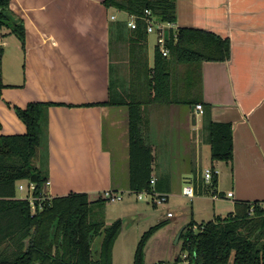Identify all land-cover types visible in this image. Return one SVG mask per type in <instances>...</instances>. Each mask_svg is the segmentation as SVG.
Segmentation results:
<instances>
[{
  "label": "crops",
  "instance_id": "crops-1",
  "mask_svg": "<svg viewBox=\"0 0 264 264\" xmlns=\"http://www.w3.org/2000/svg\"><path fill=\"white\" fill-rule=\"evenodd\" d=\"M11 9L21 17L26 38L24 46L21 42L22 80L0 79L5 85L0 95V135L26 134L27 126L16 108L51 103L46 188L50 197L82 193L95 201L107 190H131L129 106L106 103L112 90L115 95H148L144 71H153L156 35L148 34L139 56L143 68L139 72L133 66L132 46L118 34L115 24L126 22L127 13L106 7L103 0H11ZM173 29L202 31L228 40L230 58L195 67L196 100L205 114L193 112L196 105L189 103L144 107V136L154 159L152 179L158 191L172 194L177 188V197L191 201L203 199L202 184L193 185L202 182L218 205L213 218L216 212L224 218L238 205L264 202V0H177ZM3 36L0 33V47H7ZM186 74L177 80L175 89L180 94L188 92ZM175 106L186 108L189 115L178 121L184 149L178 146L172 155L163 147L169 140L163 133L155 136L153 127L157 111ZM193 113V125L203 132L195 144L188 137ZM206 116L213 123L230 126L231 161L212 158L203 130ZM164 126L166 121L159 123ZM205 154V169L219 172L211 182L205 180L202 169ZM186 185L195 187L194 198L183 196Z\"/></svg>",
  "mask_w": 264,
  "mask_h": 264
},
{
  "label": "trees",
  "instance_id": "trees-1",
  "mask_svg": "<svg viewBox=\"0 0 264 264\" xmlns=\"http://www.w3.org/2000/svg\"><path fill=\"white\" fill-rule=\"evenodd\" d=\"M103 3L138 17L150 10L163 23L174 24L177 19V0H103ZM115 24L118 34L129 40L133 66L141 72L139 56L148 39L146 22L139 18L137 28L129 32L126 22ZM2 27L9 29L24 46L25 27L21 17L11 9V0H0ZM166 36L169 54L163 56L156 44L153 71H144L148 95H115L112 90L106 103L129 106V187L134 192L150 189L153 175L152 148L144 136V107L149 103L197 105L195 67L205 61L230 58L229 41L214 34L171 28L166 30ZM184 73L188 75L185 85L188 92L181 95L175 88ZM4 88L0 81V95ZM51 105L34 102L25 109L16 108L27 126L26 134L0 135V264H113L112 251L122 224L116 222L108 228L101 220V211L96 208L108 203L106 200L100 197L91 201L82 193L50 197L36 202L37 210L33 213L28 200L17 199V185L21 181L35 183L37 196H49L47 128ZM203 130L212 147V158L231 161L230 126L213 123L206 116ZM195 227V223H190L181 235L189 264H230L234 252V264H264V208L259 202L238 205L234 213L217 217L199 231ZM150 234H145L139 245L137 264H143V248Z\"/></svg>",
  "mask_w": 264,
  "mask_h": 264
},
{
  "label": "rangeland",
  "instance_id": "rangeland-1",
  "mask_svg": "<svg viewBox=\"0 0 264 264\" xmlns=\"http://www.w3.org/2000/svg\"><path fill=\"white\" fill-rule=\"evenodd\" d=\"M0 33L4 35L3 41L7 42V47H0V79L3 82L6 79L10 83H15L22 80L21 41L5 27L0 28ZM157 112L159 114L154 117L156 125L153 127L154 135L159 136L163 133V137L169 140L163 147L167 153L171 152L174 155L175 151H178V146L184 149L183 129L178 126V121L186 118L185 115H189V112L180 106ZM165 121L166 126L159 127V123ZM172 122L175 124L173 127H171ZM190 127L192 133L189 132L188 137L193 140V144L196 140L200 142L203 132L199 128L196 130L193 119L190 120ZM202 162L204 170L208 165L206 154ZM201 184L203 199L200 200L179 198L176 195L179 193L176 188L172 194L167 193L168 203L164 205L155 206L148 201H136L132 197L130 200L125 199L124 202L106 203L96 208L99 212L101 211L99 217L108 228L116 222L122 224L112 251L113 264H137L139 245L145 234L150 232L143 248V264H189V253L183 250V239L176 243L179 232L192 222L196 225L195 230L199 231V228L220 215L216 212V218H213L218 205L211 200L212 192L202 182H193L195 187ZM26 195V192L17 189V199H24ZM167 212H172L174 217L168 218ZM234 260L235 252L232 254L230 264H234Z\"/></svg>",
  "mask_w": 264,
  "mask_h": 264
},
{
  "label": "built area",
  "instance_id": "built-area-1",
  "mask_svg": "<svg viewBox=\"0 0 264 264\" xmlns=\"http://www.w3.org/2000/svg\"><path fill=\"white\" fill-rule=\"evenodd\" d=\"M142 19L146 22V31L150 35H156V44L160 46L161 52L163 56H167L169 54V49L166 46L167 42V36H166V30L171 29L174 27V24L172 23H163L159 21L150 10L145 11V15L143 17H138L132 14L127 13V25L131 29L137 28V21L138 19ZM112 19H116L115 16H112ZM195 110L198 115L204 114V106L202 104H197L195 106ZM219 172L217 170H214L213 168H206L204 171V178L207 182H211L214 175L218 174ZM46 185H49V181L46 183ZM151 188L146 189L139 192L134 191H122V192H116L114 190H107L104 191L101 195V198L106 200L108 203H117L122 201L126 196H134L139 201H148L152 203L155 206L164 205L168 202V195L165 193H162L158 191L155 188V180L151 179L150 181ZM36 184L30 181H24L19 183L18 189L20 191H25L27 195L24 199L28 200L30 202L31 208L33 213L36 212L37 206L36 202H40L42 200H46L50 198L49 196H45L42 194L41 196H37L35 194L36 191ZM195 187L193 185H186L182 189L183 196L192 199L195 197ZM261 207L264 208V202H261ZM253 212V209L250 210V213ZM174 214L172 212L167 213L168 218H172Z\"/></svg>",
  "mask_w": 264,
  "mask_h": 264
},
{
  "label": "water",
  "instance_id": "water-1",
  "mask_svg": "<svg viewBox=\"0 0 264 264\" xmlns=\"http://www.w3.org/2000/svg\"><path fill=\"white\" fill-rule=\"evenodd\" d=\"M192 111L194 112L195 111V107L192 108ZM195 113H193V121L195 122ZM186 229V226L179 232L178 236H177V239H176V243L179 242L180 238H181V235L183 234L184 230ZM54 230H52V234L54 233Z\"/></svg>",
  "mask_w": 264,
  "mask_h": 264
}]
</instances>
